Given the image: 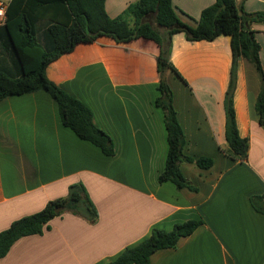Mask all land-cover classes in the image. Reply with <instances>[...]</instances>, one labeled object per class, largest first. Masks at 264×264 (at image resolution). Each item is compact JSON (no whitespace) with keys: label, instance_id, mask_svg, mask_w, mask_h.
<instances>
[{"label":"crops","instance_id":"obj_1","mask_svg":"<svg viewBox=\"0 0 264 264\" xmlns=\"http://www.w3.org/2000/svg\"><path fill=\"white\" fill-rule=\"evenodd\" d=\"M134 1L105 0L104 8L114 18ZM171 2L183 20L193 23L215 0ZM243 8L247 14L264 11V0H245ZM246 25L257 32L264 71V23ZM170 42V61L179 77L171 71L168 76L177 89L173 107L185 137L183 153L213 159L208 169L180 163L181 174L196 190L157 181L167 154L163 113L154 105L157 46L146 40L116 44L106 37L78 44L47 66V78L90 108L115 154L105 156L63 127L55 102L43 91L1 100L0 232L66 196L74 183L85 187L97 221L88 224L70 213L54 217L41 235L17 240L0 264H107L152 228L170 231L189 219L203 224L175 249L153 253L150 264H264V215L249 203L251 196L264 194V129L254 110L258 74L238 59L233 106L238 132L249 147L247 158L235 162L222 152L229 38L198 43L177 33Z\"/></svg>","mask_w":264,"mask_h":264},{"label":"trees","instance_id":"obj_2","mask_svg":"<svg viewBox=\"0 0 264 264\" xmlns=\"http://www.w3.org/2000/svg\"><path fill=\"white\" fill-rule=\"evenodd\" d=\"M245 0H215L190 23L180 16L171 0H136L124 11L111 18L105 0H11L6 5L5 18L0 24V101L9 96H21L43 91L55 102L60 123L78 139L87 141L107 157L115 154L110 137L99 129L90 108L69 95L47 78L46 68L78 44H91L100 37L116 44L136 40L153 42L158 48L156 71L159 95L155 107L163 113L167 135L164 169L157 177L161 183L170 182L176 189H196L179 170L182 162L195 163L201 169L213 165L211 157L192 159L183 153L185 137L173 107V93L165 81L167 71L179 77L170 61L171 36L184 33L190 42H211L219 36L229 38L231 65L223 98L224 138L222 152L232 161L247 158L249 142L240 136L233 106L237 83V61L241 57L254 66L259 77V91L254 110L258 124L264 129V71L260 62V46L248 22L264 23V11L247 14ZM81 183L71 184L64 197L47 202L38 212L23 216L0 232V258L6 256L19 239L41 235L49 230L54 217L70 213L95 224L98 212ZM252 209L264 215V194L249 198ZM201 219L176 223L170 231L152 228L140 242L124 248L107 264H150L153 253L175 249L181 238L191 235Z\"/></svg>","mask_w":264,"mask_h":264},{"label":"rangeland","instance_id":"obj_3","mask_svg":"<svg viewBox=\"0 0 264 264\" xmlns=\"http://www.w3.org/2000/svg\"><path fill=\"white\" fill-rule=\"evenodd\" d=\"M168 73H169V71H167L166 74H165V81H166V83L169 85V87H170V89H171V91H172V93H173V90L176 91L177 89H176V87L172 84V80H171L172 76H170V79H169ZM168 79H169V80H168ZM175 80H176V82L178 83L177 79H175ZM172 87H173V88H172Z\"/></svg>","mask_w":264,"mask_h":264},{"label":"built area","instance_id":"obj_4","mask_svg":"<svg viewBox=\"0 0 264 264\" xmlns=\"http://www.w3.org/2000/svg\"><path fill=\"white\" fill-rule=\"evenodd\" d=\"M5 11H6V5L0 3V24L4 21Z\"/></svg>","mask_w":264,"mask_h":264}]
</instances>
